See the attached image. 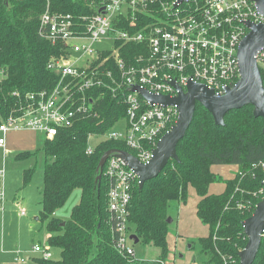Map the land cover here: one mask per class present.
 <instances>
[{
	"label": "trees",
	"instance_id": "1",
	"mask_svg": "<svg viewBox=\"0 0 264 264\" xmlns=\"http://www.w3.org/2000/svg\"><path fill=\"white\" fill-rule=\"evenodd\" d=\"M98 2L0 0V73L5 76L0 80V123L21 112L27 95L52 90L58 81L47 65L61 49L41 35V17L47 7L53 13L80 18L94 14ZM127 49L130 58L139 53L137 45L131 44ZM262 79L264 82V71ZM97 110V119H84L71 129L60 130L53 139L43 136V200L39 219L46 223L50 246L61 250V259L41 257L36 263L166 264L170 228L167 221L170 216L174 221L170 206L186 204L188 189L192 187L199 198L197 216L209 231L200 241L209 263L240 264L239 253L248 241L242 223L253 215L264 197V172L253 168L264 163V120L254 117V108L247 106L229 112L225 126L218 127L213 116L198 105L195 118L177 147L179 161H171L142 189L136 186L130 208L132 232L143 244L160 249L155 260H138L115 250L108 223L109 183L102 175L100 185H96L98 166L109 150L134 153L124 143L107 139L98 141L92 154L87 153L89 134H104L125 114V106L110 95L104 96ZM37 152H23L16 159H29ZM229 165L239 166L241 173L225 181L223 193L210 194L211 185L222 180L212 172V167ZM33 177V170L26 171L24 183ZM76 190L81 191V198L70 219L57 218V212ZM255 264H264V237Z\"/></svg>",
	"mask_w": 264,
	"mask_h": 264
},
{
	"label": "built area",
	"instance_id": "2",
	"mask_svg": "<svg viewBox=\"0 0 264 264\" xmlns=\"http://www.w3.org/2000/svg\"><path fill=\"white\" fill-rule=\"evenodd\" d=\"M250 24H264L255 0H99L94 14L80 18L53 13L48 6L41 17V35L61 49L47 65L58 81L52 90L27 95L21 112L0 123V149L8 154L10 133L31 131L53 139L84 119H97L98 103L110 95L125 106V114L102 138L124 143L140 163L148 164L178 122L179 109L153 104L137 88L175 98L177 87L186 91L194 82L224 95L241 78L238 52ZM131 44L139 46L132 58L127 49ZM257 62L262 74L264 50ZM88 143L87 153L92 154L96 142L91 135ZM253 168L264 172V163ZM102 175L109 183L108 223L115 250L136 258L130 208L139 178L115 156ZM0 177L4 180V170ZM4 200L2 184L0 209ZM34 251L52 259L42 245Z\"/></svg>",
	"mask_w": 264,
	"mask_h": 264
},
{
	"label": "rangeland",
	"instance_id": "3",
	"mask_svg": "<svg viewBox=\"0 0 264 264\" xmlns=\"http://www.w3.org/2000/svg\"><path fill=\"white\" fill-rule=\"evenodd\" d=\"M5 76L0 73V80ZM123 124L117 126L121 128ZM24 135L29 145L22 149L15 144V148H8V154L0 149V170H4L5 202L0 209V264H10L17 255L36 257L32 252L35 243L41 244L52 254V260L61 259V250L50 246L49 233L46 223L39 218L42 211L44 156L43 136L28 131ZM96 144L101 141L104 134L91 133ZM38 151V152H37ZM23 152L35 153L29 159L17 160L18 154ZM112 157V156H111ZM214 173L222 180L210 187V194H221L225 191V181L237 172L236 166H214ZM28 170L34 171V177L29 183H24V174ZM1 177H0V188ZM81 191L73 192L66 205L57 212V218L67 221L72 211L80 202ZM197 194L194 188L189 187L187 201L174 203L170 206V214L174 221L170 225L168 234L169 256L166 264H210L209 257L203 253L201 239L208 236V227L201 222L196 212ZM20 202L21 206H17ZM21 209H25L26 216H22ZM171 217V216H170ZM132 227V231H133ZM138 260H155L160 255V249L142 242L132 243ZM2 247L4 251L1 250Z\"/></svg>",
	"mask_w": 264,
	"mask_h": 264
},
{
	"label": "water",
	"instance_id": "4",
	"mask_svg": "<svg viewBox=\"0 0 264 264\" xmlns=\"http://www.w3.org/2000/svg\"><path fill=\"white\" fill-rule=\"evenodd\" d=\"M255 2L260 14L264 15V0H255ZM249 27L250 32L241 42L238 52L241 78L233 87H228L224 95H217L213 89L194 82L189 83L186 91L176 86L179 94L175 98L150 95L147 91L137 88L153 104L178 106V122L158 143L153 152V159L148 164L140 163L134 155L126 151L116 149L107 151L99 162L100 175L96 179V185H100L103 169L111 156L120 158L135 172L139 178L140 189L148 181L157 178L171 161H179L177 147L185 138L195 118L198 105L213 116L215 125L218 127L225 126V116L229 112L247 106L254 108L255 118L264 120V82L257 62V56L264 50V24H250ZM167 222L172 224L173 219L169 217ZM242 225L248 241L239 253L240 264H255L264 237V197L257 204L253 215L247 218ZM130 239L135 244L141 242L135 234H132Z\"/></svg>",
	"mask_w": 264,
	"mask_h": 264
},
{
	"label": "crops",
	"instance_id": "5",
	"mask_svg": "<svg viewBox=\"0 0 264 264\" xmlns=\"http://www.w3.org/2000/svg\"><path fill=\"white\" fill-rule=\"evenodd\" d=\"M28 131H22V132H18V133H16V132H14V133H10L8 136H7V145H6V149L8 150V148H12V149H14L15 148V144H17V145H21V147H22V149H28V148H24V147H27V145H29V143H28V141H26V137H24V135H18V134H25V133H27ZM9 153V152H8ZM236 168H237V172L233 175V176H231V178L230 179H232L234 176H236L238 173H241V169H240V167L239 166H236ZM214 168L212 167V172L214 173ZM5 179V178H4ZM4 183V180L1 178V184H3ZM198 201H199V198L197 199V202H196V206H197V203H198ZM4 202H5V200H4ZM3 206H4V204H3ZM17 206H21V203L20 202H18L17 203ZM26 215H27V213H26ZM25 215V216H26ZM36 245H41V244H37V243H35L34 244V246H33V249H32V252L35 254V255H37L36 257H31V256H26V257H24V256H21V255H17L16 257H14V259L12 260V263H10V264H37L36 263V260L37 259H39V258H41V255L39 254V253H35V251H34V247L36 246ZM4 248L5 247H2L1 248V250H3V252H5L4 251ZM45 248V247H44ZM1 255H5V253H0ZM24 260L23 262H21L20 260Z\"/></svg>",
	"mask_w": 264,
	"mask_h": 264
}]
</instances>
